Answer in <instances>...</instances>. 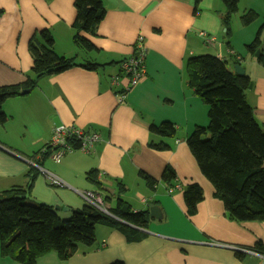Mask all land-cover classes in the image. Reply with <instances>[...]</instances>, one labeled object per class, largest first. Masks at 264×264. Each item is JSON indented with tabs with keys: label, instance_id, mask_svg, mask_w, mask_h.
<instances>
[{
	"label": "crops",
	"instance_id": "obj_1",
	"mask_svg": "<svg viewBox=\"0 0 264 264\" xmlns=\"http://www.w3.org/2000/svg\"><path fill=\"white\" fill-rule=\"evenodd\" d=\"M75 1L0 0V87L34 79L30 43L45 30L54 39L53 51L75 59L78 65L41 78L31 93L3 105L8 122L0 126V193L28 188L26 175L35 169L39 173L26 202L54 210L58 206L60 218L68 219L87 205L83 196L87 193L105 199L106 210L114 208L120 196L135 212L156 206L162 216L151 219L143 231L147 236L140 242L130 243L121 232L98 225L92 250L80 249L68 261L50 252L36 264H264L261 256L238 249L264 244V223L228 219L224 204L215 198L214 187L186 143L196 127L209 124L208 106L191 89L186 73L187 61L194 56H215L232 71L239 64L252 81L246 100L264 126V65L247 50L264 25V0H239V11L230 23L231 47L222 0H203L197 13L193 0H103L105 17L96 36L87 35L95 47L91 51L74 43ZM247 11L259 16L250 26L241 22ZM201 33L214 41L206 43ZM140 37L148 52L147 75L120 103L117 93L128 82L122 79L121 86L114 87L112 79L121 74V63L134 54ZM87 64L105 67H81ZM163 122L173 123L178 132L169 142L172 150L161 152L150 147L160 142L150 127ZM61 125L97 133L101 141L89 152L77 149L66 154L60 164L50 158L42 160L55 127ZM12 126L20 132L21 141L15 145L7 134ZM26 134L35 147L30 151L20 145ZM167 166L175 170L180 190L170 191L162 182ZM94 171L101 187L88 179ZM140 172L157 181L154 189ZM46 173L63 182V186H52L61 190L51 187ZM193 183L202 187L204 200L197 214L189 217L184 188ZM121 188L126 191L119 195ZM0 264H20L2 256L1 243Z\"/></svg>",
	"mask_w": 264,
	"mask_h": 264
},
{
	"label": "trees",
	"instance_id": "obj_2",
	"mask_svg": "<svg viewBox=\"0 0 264 264\" xmlns=\"http://www.w3.org/2000/svg\"><path fill=\"white\" fill-rule=\"evenodd\" d=\"M203 0H193L195 11ZM225 5L223 23L227 29V45L231 47L232 32L230 23L239 11V0H222ZM76 20L74 43L86 50H93L88 36H96V30L105 17L103 0H76ZM0 12V16H1ZM259 19L254 11H247L241 17L244 26H250ZM261 32L255 41L247 46L248 52L256 55L264 65V42ZM40 38V39H39ZM54 39L49 31H43L30 43L33 58L34 79L18 86L0 87V126L8 122L3 105L9 99L21 96L23 90H35L45 76L63 73L76 66L75 59L60 57L53 51ZM239 65V64H238ZM96 70L99 65L81 66ZM189 86L199 99L208 106L209 124L196 127L186 143L204 177L214 187V196L226 209L229 220L237 223H264V126L256 119L254 109L246 100V92L252 86L247 75H239L228 68L223 60L211 56H194L186 65ZM177 127L171 122L152 125L150 133L160 138L159 143H151L156 151H170V141L177 138ZM43 154L42 160L50 157L51 151ZM78 148V146H76ZM41 154V153H40ZM41 161L36 164L41 166ZM38 171L27 173L28 188H13L0 193V243L1 254L20 264H36L44 255L55 252L62 261L74 257L80 249L92 250L95 247L96 228L107 226L125 235L128 242H140L146 238L143 233L150 223V210L135 212L120 196L114 208L104 212L92 205H84L73 212L69 220H62L57 212L47 205L27 203V196L33 189ZM140 177L149 188L157 185L152 177L140 172ZM98 172H90L88 179L98 187ZM31 178V179H30ZM162 182L175 188L177 175L167 166ZM126 191L119 189V195ZM187 215L193 217L199 204L204 200V191L196 183L184 188ZM248 250L264 256V244L258 242ZM242 258L243 254H238ZM112 264H124L115 262Z\"/></svg>",
	"mask_w": 264,
	"mask_h": 264
},
{
	"label": "built area",
	"instance_id": "obj_3",
	"mask_svg": "<svg viewBox=\"0 0 264 264\" xmlns=\"http://www.w3.org/2000/svg\"><path fill=\"white\" fill-rule=\"evenodd\" d=\"M200 35L206 40V43L208 44L214 41V39L211 40L205 33H201ZM147 53L148 52L144 44V39L140 37L136 43L134 54L121 63V74L115 76L112 79V84L114 87L121 86L122 79H126L128 82V84L122 87L117 93V99L120 103H123L125 101L127 94L134 87L145 80L147 75ZM100 141L101 137L97 133L83 131L73 126H57L53 131L52 140L48 146L51 151V155L49 158L56 163H60L66 156V154L72 153L77 149L83 152H89ZM76 146H78V148H76ZM48 151L49 149L46 148L42 153L46 154ZM46 177L52 186L64 185L61 180L49 173H46ZM173 190H180V186H176L170 191ZM83 196L89 205H92L93 207H96L100 210L104 209V201L100 195L96 193H87ZM240 250L244 253L254 254L264 258L263 255L252 252L250 250Z\"/></svg>",
	"mask_w": 264,
	"mask_h": 264
},
{
	"label": "rangeland",
	"instance_id": "obj_4",
	"mask_svg": "<svg viewBox=\"0 0 264 264\" xmlns=\"http://www.w3.org/2000/svg\"><path fill=\"white\" fill-rule=\"evenodd\" d=\"M13 124H16V122L15 123H13ZM16 127H17V125H16ZM2 128V127H1ZM7 132V131H6ZM20 133V132H19ZM19 133H17L16 131H15V128H14V126H12V127H10V129L8 130V132H7V134L9 135V140H10V143H13V145H15V141H21V139H20V137H19ZM17 135V136H16ZM20 145H22V147H26V149H28L29 151L31 150V149H34L35 147H33L32 146V140H31V138L29 137V134H26V140L25 141H23ZM38 148V147H37ZM61 163V162H60ZM60 163H58V164H60ZM49 184H50V182H49ZM51 185V184H50ZM49 185V186H50ZM51 187H52V185H51ZM52 188H55V187H52ZM55 189H57V190H61L62 188H55ZM134 190H135V188H134ZM104 202H105V204H104V208H108V204H107V202L105 201V199H104ZM115 205H116V201L114 200V202H113V204H112V207H115ZM73 215V214H72ZM72 215H69V217H68V219H66V218H63V217H61V219L62 220H69L71 217H72ZM62 216V215H61Z\"/></svg>",
	"mask_w": 264,
	"mask_h": 264
},
{
	"label": "water",
	"instance_id": "obj_5",
	"mask_svg": "<svg viewBox=\"0 0 264 264\" xmlns=\"http://www.w3.org/2000/svg\"><path fill=\"white\" fill-rule=\"evenodd\" d=\"M260 53H261V52L258 51V52L256 53V56L259 57ZM235 72H236L237 74H239V75H245V70H244L240 65H237V66L235 67ZM251 87H252V86H251ZM251 87H250V88H251ZM29 93H31V90H23V91L21 92V95H26V94H29ZM58 209H59V207L56 206V207H55V211H58ZM104 212L108 213L107 211H104ZM161 216H162L161 209H159V208L156 207V206H153V207L150 208V217H151V219H159Z\"/></svg>",
	"mask_w": 264,
	"mask_h": 264
},
{
	"label": "clouds",
	"instance_id": "obj_6",
	"mask_svg": "<svg viewBox=\"0 0 264 264\" xmlns=\"http://www.w3.org/2000/svg\"><path fill=\"white\" fill-rule=\"evenodd\" d=\"M103 201H104V200H103ZM104 204H105V203H104ZM101 210H102V211H107L105 208H104V209H101ZM238 249H239V250H240V249H246V250H248L247 248H238ZM252 252H253V251H252ZM243 254H247V253H244V252H243Z\"/></svg>",
	"mask_w": 264,
	"mask_h": 264
}]
</instances>
